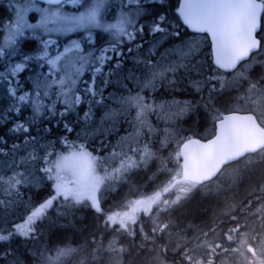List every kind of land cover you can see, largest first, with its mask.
<instances>
[{
	"label": "snow or ice",
	"instance_id": "6c2138e0",
	"mask_svg": "<svg viewBox=\"0 0 264 264\" xmlns=\"http://www.w3.org/2000/svg\"><path fill=\"white\" fill-rule=\"evenodd\" d=\"M0 264H264V0H0Z\"/></svg>",
	"mask_w": 264,
	"mask_h": 264
},
{
	"label": "trees",
	"instance_id": "16d2710c",
	"mask_svg": "<svg viewBox=\"0 0 264 264\" xmlns=\"http://www.w3.org/2000/svg\"><path fill=\"white\" fill-rule=\"evenodd\" d=\"M185 128H191L194 131H197L200 135L205 134V129L210 128V124L204 121H201L199 125H193L191 122L184 125Z\"/></svg>",
	"mask_w": 264,
	"mask_h": 264
}]
</instances>
